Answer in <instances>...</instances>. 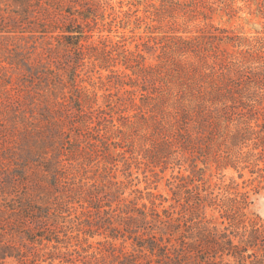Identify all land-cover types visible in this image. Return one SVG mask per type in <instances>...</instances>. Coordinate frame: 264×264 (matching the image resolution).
<instances>
[{
  "label": "rangeland",
  "instance_id": "1",
  "mask_svg": "<svg viewBox=\"0 0 264 264\" xmlns=\"http://www.w3.org/2000/svg\"><path fill=\"white\" fill-rule=\"evenodd\" d=\"M89 6L95 15L87 21L66 11ZM80 23L90 35L82 55L61 36ZM216 27L264 36V0H0V250L11 245L5 248L26 254L4 264H132L124 253L145 262L134 239L112 234L125 232L122 218L144 204L163 217L164 210L188 216L193 197L178 193L182 177L202 194L245 192L246 224L264 225L263 106L218 121L223 137H246L219 145L229 157L219 165L214 153L205 157L209 143L222 141H209L208 124L200 131L193 120L182 137L172 131L164 142L133 104L139 87L117 76L136 77L124 54L142 53L154 65L163 35L194 37ZM117 96L129 99L121 105ZM204 210L220 228L229 225L219 208ZM40 220L61 238L58 248L29 238ZM38 253L45 255L37 260Z\"/></svg>",
  "mask_w": 264,
  "mask_h": 264
},
{
  "label": "trees",
  "instance_id": "2",
  "mask_svg": "<svg viewBox=\"0 0 264 264\" xmlns=\"http://www.w3.org/2000/svg\"><path fill=\"white\" fill-rule=\"evenodd\" d=\"M66 11L70 15L77 13L84 21L95 15L92 6ZM61 14L69 17V14ZM70 18L73 22L77 21L75 17ZM65 32L61 36L65 38L66 45L82 55L85 48L83 40L90 37L85 26L82 23L68 26ZM161 38L162 41L156 42L161 48L157 64L147 65L142 53L124 54L121 60L136 77L130 76L129 82L123 79L127 74H118V78L133 87H139L140 101L134 96L131 98L133 104L140 113L145 114L154 131L163 136L164 142L168 141L172 131L182 137V129L190 127L193 120L200 123V131L208 124L212 128L209 141L218 142L217 136L222 137V141L217 145L216 142L212 145L209 143L204 151L205 157L214 153L219 165L226 163L229 157L221 154L219 145L235 146L246 137H223L225 132L221 133L218 129V121L237 115L253 116L261 106L264 109V36L241 37L216 27L215 31H205L194 37L166 34ZM166 71L165 76L163 72ZM125 92L128 96L135 95L130 89ZM128 99L117 96L116 101L124 105ZM201 118L203 121H199ZM193 128L195 129L194 126ZM196 186L190 187L183 177L176 184L179 194L184 193L187 200L193 197L188 216L181 214L173 218L164 210L163 217L154 207L151 212H147L144 204V208L134 207L133 214L120 219L124 221L125 232L119 231L120 234L114 233L112 237L128 235L130 239H134L137 249L148 258L142 262L139 261L140 256L124 253L129 260L132 259L130 263L264 264V225L246 224L244 208L248 195L243 192L240 197H219L213 195V191L202 194ZM206 206L219 208L221 217L228 220L229 225L220 228L212 218L205 215ZM137 212L139 217L135 215ZM184 216L188 219L181 231V218ZM38 230L39 232L31 233V240L40 244L45 240L55 241L54 247L58 248L62 240L56 234L53 236L55 231H52L46 221H39ZM140 230L142 234H137ZM174 239L176 242H173ZM5 247L11 245L0 250V264H4L8 257L15 256L20 260L26 257L24 252H11ZM43 255L38 253L36 259L39 260ZM51 256L57 258L53 254ZM57 256L64 257L67 262H74L64 255Z\"/></svg>",
  "mask_w": 264,
  "mask_h": 264
}]
</instances>
